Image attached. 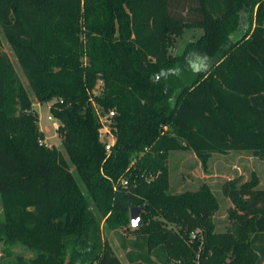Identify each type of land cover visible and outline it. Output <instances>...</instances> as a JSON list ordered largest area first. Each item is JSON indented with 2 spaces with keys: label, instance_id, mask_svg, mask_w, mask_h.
<instances>
[{
  "label": "trees",
  "instance_id": "obj_1",
  "mask_svg": "<svg viewBox=\"0 0 264 264\" xmlns=\"http://www.w3.org/2000/svg\"><path fill=\"white\" fill-rule=\"evenodd\" d=\"M0 28L38 103L57 100L50 112L69 158L42 144L39 114L0 37L8 249L35 251L33 264H123L101 225L125 230L138 207L143 221L161 216L180 229L153 221L130 230L129 264H263L258 179L225 188L235 225L216 234L210 189L170 193L167 162L184 151L204 166L233 151L264 159V0H0ZM185 29L204 34L173 56ZM110 112L117 139L107 153L100 116ZM199 228L206 241L190 246Z\"/></svg>",
  "mask_w": 264,
  "mask_h": 264
},
{
  "label": "rangeland",
  "instance_id": "obj_2",
  "mask_svg": "<svg viewBox=\"0 0 264 264\" xmlns=\"http://www.w3.org/2000/svg\"><path fill=\"white\" fill-rule=\"evenodd\" d=\"M203 34L204 31L202 29L183 30L181 35L175 37V41L170 48V53L173 56L179 55L188 43L198 40ZM0 37L3 43L2 51L10 57L20 81L33 101V110L39 114L40 128L45 133V140L42 144L48 148L57 149L69 162V158L63 147L62 136L56 130V126L59 127L60 122L50 112L51 105L57 100L54 99L45 104L38 103L27 77L20 67L1 28ZM99 93L100 87L95 91V94ZM49 118H52V120L50 121ZM167 163L169 168L170 193L182 194L186 191H198L203 186L210 189L217 202V210L213 215L214 233L216 234H227L235 225L236 206L227 197L225 192V188L230 183L235 182L237 186H240L253 180L254 176L259 181V187L264 189V159L254 156L251 152L233 151L223 155L214 154L209 158L206 166L191 151L173 152L169 155ZM70 166L76 179L80 182L74 167ZM5 213L2 198L0 197V232L5 228ZM153 221L162 222V226L164 225V227H168L174 231L180 229L176 223H172L161 216L155 218L153 215H150L145 221H143V215L141 217L142 226L147 223H153ZM104 224L102 222L101 225L104 241L107 242L109 248L121 259L123 264H129L126 260L122 244L130 245L135 240V237L130 232V230H133L131 212L129 213V226L125 230L111 231L105 228ZM185 241L190 246L195 245L201 248L206 241L204 230L202 228L193 230L186 237ZM198 254L199 250L197 251V256ZM36 256L37 253L35 251L27 249L22 244H17L8 249L4 240L0 238V264H33L32 261Z\"/></svg>",
  "mask_w": 264,
  "mask_h": 264
},
{
  "label": "built area",
  "instance_id": "obj_3",
  "mask_svg": "<svg viewBox=\"0 0 264 264\" xmlns=\"http://www.w3.org/2000/svg\"><path fill=\"white\" fill-rule=\"evenodd\" d=\"M115 117V112H110L109 115L103 117L100 116V122H101V130H100V135L101 139L106 143V151L107 153H110L112 151V147L116 143V133L113 130V127L111 126L113 123V118ZM51 121L52 118H49ZM59 127L56 126V130Z\"/></svg>",
  "mask_w": 264,
  "mask_h": 264
},
{
  "label": "water",
  "instance_id": "obj_4",
  "mask_svg": "<svg viewBox=\"0 0 264 264\" xmlns=\"http://www.w3.org/2000/svg\"><path fill=\"white\" fill-rule=\"evenodd\" d=\"M141 213V208L133 207L131 209V223L134 229H137L141 226Z\"/></svg>",
  "mask_w": 264,
  "mask_h": 264
}]
</instances>
